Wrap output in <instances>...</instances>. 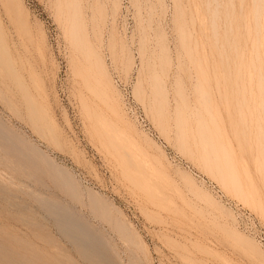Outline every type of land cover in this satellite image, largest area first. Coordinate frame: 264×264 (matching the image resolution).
Masks as SVG:
<instances>
[{
	"label": "rangeland",
	"instance_id": "374dc122",
	"mask_svg": "<svg viewBox=\"0 0 264 264\" xmlns=\"http://www.w3.org/2000/svg\"><path fill=\"white\" fill-rule=\"evenodd\" d=\"M0 120V264H264V0H0Z\"/></svg>",
	"mask_w": 264,
	"mask_h": 264
},
{
	"label": "bare ground",
	"instance_id": "6f19581e",
	"mask_svg": "<svg viewBox=\"0 0 264 264\" xmlns=\"http://www.w3.org/2000/svg\"><path fill=\"white\" fill-rule=\"evenodd\" d=\"M25 101H26V103H27V110H28V115H29V125L33 128V132L35 133V134H37L38 136H39V138H40V140H42V141H44L45 143H48V144H50V142H52V141H54V140H50V138L47 136V134L45 133V131H44V128L42 127V125H41V121L37 118V110H36V107L34 106V104L33 103H31L30 102V100H29V98L28 97H25ZM16 115H18V114H16ZM1 121V120H0ZM1 123H3V122H1ZM4 125V124H3ZM6 127V126H5ZM9 130V129H8ZM13 131V130H12ZM16 134V133H15ZM17 136V135H16ZM20 137V136H19ZM18 137V138H19ZM25 137V136H24ZM20 139V138H19ZM25 140H26V138H24ZM28 139V138H27ZM7 140L9 141V142H11V143H13L14 144V146H15V148L17 149V150H21V151H23L24 150V146H23V142L25 141V140H23V142L21 143V141L20 142H16V140L14 139V137H12V136H9V137H7ZM27 142V141H26ZM1 144V143H0ZM26 143H24V145H25ZM261 145V144H260ZM5 146V148L6 149H8L9 148V146H8V148L6 147L7 145H4ZM31 148V147H30ZM28 149V146H27V149L28 150H31V149ZM33 149H35V152L37 151L39 154L41 153V155L43 154V155H45L42 151H41V149L39 148V147H37V146H35V147H33ZM9 150H10V148H9ZM11 150H12V147H11ZM11 152V151H10ZM34 152V151H33ZM32 152V153H33ZM11 154H12V152H11ZM15 154V153H14ZM13 154V155H14ZM31 154V153H30ZM36 154V153H35ZM33 155V154H31V155H33V156H36V155ZM17 154H15V156H16ZM40 156V157H44V156ZM18 156V155H17ZM21 157V156H20ZM37 157H39V156H37ZM39 157V158H40ZM32 158V157H31ZM34 160H35V157L33 158ZM37 159V158H36ZM46 158L44 157V162L46 161L45 160ZM39 162V161H38ZM41 162V161H40ZM46 163H47V161H46ZM48 165V164H47ZM21 192V191H20ZM36 200H37V198H36ZM40 200V199H39ZM38 200V201H39ZM40 202V201H39ZM50 203V202H49ZM49 203H46L45 201L43 202V205H44V207H45V209L44 210H46V211H48L50 214H53V215H55L57 218H58V220H59V223H60V225H62V223L64 224V226H67L68 224H67V222L68 221H72V220H69L68 218L69 217H67L66 216V214L65 213H63L64 211H62V210H64V209H62V210H60V209H58V207L59 206H53L52 204H49ZM39 204V203H38ZM41 204H42V202H41ZM40 204V205H41ZM42 206V205H41ZM61 211H62V213H61ZM65 212H67V210H65ZM74 222H75V220H73ZM78 221H76L75 223H77ZM74 223V230L76 231V232H78L79 234H80V236H83V238H80V240H78L79 241V244H80V246L82 247V249H81V253L83 254V255H86V256H88L89 257V253L87 252V251H89V250H87L86 248H84V247H86V244L87 243H89V242H87V239L86 240H84L85 238H84V236H85V234L86 233H84V231L82 230V228H81V226L79 225V227H78V224H75ZM79 223V222H78ZM70 225V224H69ZM84 228V227H83ZM86 232V231H85ZM86 236H88V239H90L91 237H90V235H86ZM90 237V238H89ZM93 238V237H92ZM91 241V240H90ZM96 243V242H95ZM90 244V243H89ZM92 247V246H91ZM86 249V250H85ZM90 253H91V251H89ZM95 264H99V262L98 261H96L95 262Z\"/></svg>",
	"mask_w": 264,
	"mask_h": 264
}]
</instances>
